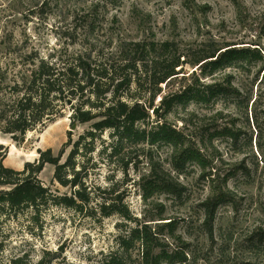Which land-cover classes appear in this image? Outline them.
Wrapping results in <instances>:
<instances>
[{
    "label": "trees",
    "instance_id": "16d2710c",
    "mask_svg": "<svg viewBox=\"0 0 264 264\" xmlns=\"http://www.w3.org/2000/svg\"><path fill=\"white\" fill-rule=\"evenodd\" d=\"M76 1L78 6L83 4L74 11L76 25L61 34L67 46L52 48L46 55H40L37 49L26 51L18 55L25 60L19 69L0 66V131L12 134L14 140L21 139L38 124L51 120L58 112L59 102L67 100L78 102L71 105L73 121H95L74 143L63 162V151L54 155L49 148L39 150L36 161H26L17 170L4 165L6 150L0 144V213L17 214L31 208L36 217L43 208L54 204L91 217L118 215L115 245L93 264L185 262L184 247L189 243L176 233L175 218L166 217L165 204L154 195L164 194L173 201L183 202L187 186L180 177L197 165L198 179L208 184V192L199 204L204 213L201 225L214 242L213 225L218 208L235 201L228 180L239 170L250 174V167L244 159L226 163L214 144L217 137H226L233 149L239 147L245 133L243 127L235 122L213 126L223 110L216 109L207 115V112L198 113L197 106L214 105L219 99H233L235 105L242 103L240 88L227 70L236 65H252L258 60H262L261 68H264L263 52L215 43L203 55L194 57L201 50L191 55L179 40L158 41L153 31H148L145 38L126 39L117 14L112 13L121 0ZM41 2V9H45L70 0ZM101 18L105 24H101ZM202 61L200 73L211 81L202 83L198 76L194 77L182 89L162 96L161 108L153 115L151 110L163 85L180 75L187 64ZM176 108L182 113L176 121L181 123L180 127L168 120ZM246 120L250 126L247 114ZM190 124L199 137L189 131ZM106 131L111 140L100 149L102 161L97 159L92 167L105 161L127 170L132 162L136 164L135 159L143 156L147 170L139 176L141 197L145 204L157 207V219L161 222L152 225L140 221L131 212L125 196L116 193L114 185L90 186L86 182L89 163L80 164L77 156L92 155L95 141ZM81 139L86 140L84 144ZM160 149L166 151L163 157ZM215 160L229 165L228 169L217 168ZM47 163L55 167L53 180L69 188L70 194H54L40 181L38 174ZM169 239L177 242L176 249L166 247ZM49 255L45 251L35 263L15 257L10 264H53L55 257Z\"/></svg>",
    "mask_w": 264,
    "mask_h": 264
},
{
    "label": "rangeland",
    "instance_id": "374dc122",
    "mask_svg": "<svg viewBox=\"0 0 264 264\" xmlns=\"http://www.w3.org/2000/svg\"><path fill=\"white\" fill-rule=\"evenodd\" d=\"M69 3L41 9V0H0V66L19 69L25 60L19 59L18 55H24L26 51L37 49L40 55H46L52 48L67 46V40L61 34L76 25L74 11L83 6H78L76 0ZM112 13L117 14L121 33L126 39L145 38L148 31H153L158 41L179 40L191 55L201 50L194 57L206 53L215 43L221 47L256 48L263 52L264 57V0H121ZM101 19V24H105ZM203 63L187 64L180 75L170 78L163 85L155 107L160 105L162 96L182 89L194 77L198 76L202 83L210 82L209 76L200 73ZM262 64V60H258L252 65H236L227 70L233 74V82L242 94L243 102L238 106L233 99H219L214 105L197 106L198 113L207 112V115L216 109L223 110V115L214 121L213 126L235 122L243 127L245 133L239 147L233 149L226 137H217L214 144L226 163L244 159L250 167V174L239 170L228 180L235 193V201L218 208L213 225L214 242L201 225L204 213L199 204L208 192V184L198 179L200 168L197 165L191 166L180 177L187 186L183 202L173 201L164 194L154 195L156 200L160 199L165 204L166 217L175 218L176 233L189 243L184 247L186 261L174 264H264ZM72 104L78 102H59L58 112L51 120L38 124L21 139L14 140L12 134L0 131V144L6 150L4 165L20 170L26 161L33 162L39 158V150L49 148L54 155L63 151L61 162L65 161L74 143L95 121H73ZM181 114L176 108L168 120L177 124ZM246 114L250 118V126ZM177 125L180 127L181 123ZM188 129L200 136L195 133L194 125L190 124ZM110 140L109 131H106L95 141L96 149L92 155L77 156L80 164L89 163L86 164L89 169L86 182L90 186L114 185L116 193L125 196L131 212L140 221L145 220L152 225L161 222L157 219V207L145 204L141 197L139 176L147 170L143 156L135 159L136 164L132 162L127 170L105 161L92 167L97 159L102 161L100 149ZM85 141L80 140L81 144ZM159 153L162 157L166 155L164 149ZM214 163L225 171L229 167L217 160ZM54 169L53 164H45L38 174L40 181L54 194H70L69 188L53 180ZM98 217L54 204L43 208L36 217L31 208L17 214L0 213V264H10L15 257H24L25 261L35 263L45 251L55 257L53 264H93L115 245L118 235L116 223L120 221L118 215ZM177 245L172 239L166 242L169 250L176 249Z\"/></svg>",
    "mask_w": 264,
    "mask_h": 264
},
{
    "label": "water",
    "instance_id": "95a60500",
    "mask_svg": "<svg viewBox=\"0 0 264 264\" xmlns=\"http://www.w3.org/2000/svg\"><path fill=\"white\" fill-rule=\"evenodd\" d=\"M71 103V100H68V104ZM161 106L160 105H157L156 107H154V109L151 111V113L153 114H157L158 111L160 110Z\"/></svg>",
    "mask_w": 264,
    "mask_h": 264
}]
</instances>
